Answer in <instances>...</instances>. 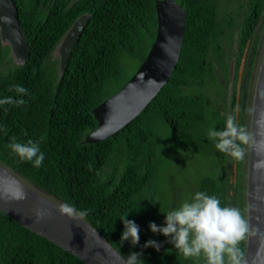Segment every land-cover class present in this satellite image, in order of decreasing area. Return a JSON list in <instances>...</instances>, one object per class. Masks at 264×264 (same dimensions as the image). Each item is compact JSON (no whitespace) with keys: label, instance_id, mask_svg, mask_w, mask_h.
Masks as SVG:
<instances>
[{"label":"trees","instance_id":"1","mask_svg":"<svg viewBox=\"0 0 264 264\" xmlns=\"http://www.w3.org/2000/svg\"><path fill=\"white\" fill-rule=\"evenodd\" d=\"M154 1L14 0L28 57L17 60L0 36V99L22 98L26 104L0 105V163L56 203L86 210L82 219L124 257L135 252L141 253L143 264H203L202 257L185 259L169 237L150 231L149 223L164 226V215L170 211L155 193L152 180H159L163 170L161 150L170 144L162 138L168 128L194 153L205 155L211 149L207 119L215 107L208 108L206 89L215 62L227 59L226 50L234 55L233 87L231 100L223 96L222 101L230 104L236 122L249 130L250 87L264 32V0H245L229 17L218 0H176L185 9V24L179 59L168 81L123 128L104 140L84 142L97 126L92 109L115 93L147 55L156 34ZM84 14L89 20L61 67L64 36ZM247 43L244 90L236 99L239 63ZM13 85L24 86L28 94L17 96L10 90ZM13 136L22 143L44 137L41 167L11 153L7 145ZM220 159L217 173L201 177L194 187L246 216L247 155L236 161L222 153ZM125 215L140 229L135 246L120 239L124 230L120 218ZM148 240L157 241L159 250L144 248ZM245 242L240 245L243 250ZM0 264L87 263L0 211Z\"/></svg>","mask_w":264,"mask_h":264},{"label":"water","instance_id":"2","mask_svg":"<svg viewBox=\"0 0 264 264\" xmlns=\"http://www.w3.org/2000/svg\"><path fill=\"white\" fill-rule=\"evenodd\" d=\"M154 3L156 34L144 61L115 93L92 109L97 126L85 136L84 142L104 140L123 128L156 96L172 74L182 46L185 9L176 0H155ZM88 20V15H80L64 36L60 49L61 67L66 64L72 47ZM0 36L9 44L17 60L24 62L27 59L28 46L14 0H0ZM247 50L248 43L239 63L236 99L240 91L244 90L245 79H242V74ZM237 109L236 105V113ZM249 131L253 136V144L247 153L246 217L251 225L264 233V170L254 167L256 161L264 158V54L255 78ZM235 175L236 163H233L234 179ZM17 190L25 193L24 199L14 198L13 194ZM60 206L0 163V211L87 264H122L123 255L96 228L82 218L62 214ZM37 212L42 214L39 218ZM262 245L264 237L261 236L246 240L244 251L248 264H258L256 253Z\"/></svg>","mask_w":264,"mask_h":264},{"label":"clouds","instance_id":"3","mask_svg":"<svg viewBox=\"0 0 264 264\" xmlns=\"http://www.w3.org/2000/svg\"><path fill=\"white\" fill-rule=\"evenodd\" d=\"M6 22L11 23L10 20ZM17 96L23 97L28 90L21 85H13L10 88ZM26 101L22 98L13 99L5 97L0 99V105L23 106ZM5 133L7 129H4ZM208 138L215 141V149L224 153L236 161H243L248 149L253 144L251 132L244 126L238 124L234 115L228 114L223 130L210 128ZM28 140L26 143L19 142L15 136L11 137L7 147L11 153L19 158L21 162H31L34 168L42 166L45 159L41 151V141ZM254 167L264 170V158L256 161ZM232 173V172H231ZM14 198L22 200L25 193L17 190ZM60 212L71 218H83L87 211H76L69 205H61ZM42 214L37 212L39 218ZM164 226H158L154 222L148 227L152 233H159L169 237V243L185 259L203 258V264H248L245 251L240 247L252 237H264V233L251 225L249 219L237 207L222 206L221 200L216 196L208 195L200 191L196 192L190 200L183 201L178 207L170 210L164 215ZM124 230L121 233V241L130 240L135 246L139 243V226L133 221L126 219V215L120 218ZM144 248L152 247L157 251L161 245L154 240H148ZM141 253H130L127 257L121 256L122 264H143L140 260ZM256 260L258 264H264V245L257 250Z\"/></svg>","mask_w":264,"mask_h":264},{"label":"rangeland","instance_id":"4","mask_svg":"<svg viewBox=\"0 0 264 264\" xmlns=\"http://www.w3.org/2000/svg\"><path fill=\"white\" fill-rule=\"evenodd\" d=\"M218 1L220 2L224 16L229 17L233 14H237L239 5L245 0ZM233 41L234 44H232V46L233 49H235L236 40L234 39ZM263 54L264 32H262L260 42L257 44L256 60L253 69L254 77L250 87L251 99L254 91L255 78ZM226 58V60L223 59V63L215 62L214 76L206 89L211 99L208 108L212 106L215 107V110L208 114L207 133L210 128L223 130L226 117L230 114V104L227 102L223 103L222 100L223 96L225 99L231 100L233 87V53H229L226 50ZM249 109L251 110V105ZM162 139H167L170 146L162 148L161 150V156L164 160L163 170L159 174V180H152V187L157 195L162 196L163 203L168 211V208L172 210L178 207L183 201L191 199L197 192L196 186L194 187V185L201 177L211 175L214 172L217 173V168L222 163L220 159L222 153L215 149V141L213 140H211L212 147L208 154L201 155L194 153L181 138L173 131L171 132L169 128L166 130L165 136Z\"/></svg>","mask_w":264,"mask_h":264}]
</instances>
